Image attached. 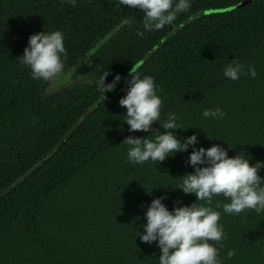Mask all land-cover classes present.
Here are the masks:
<instances>
[{
    "label": "trees",
    "instance_id": "obj_1",
    "mask_svg": "<svg viewBox=\"0 0 264 264\" xmlns=\"http://www.w3.org/2000/svg\"><path fill=\"white\" fill-rule=\"evenodd\" d=\"M141 16L118 0H0V264H158L159 248L137 229L153 198L166 196L169 210L196 201L178 189L194 171L192 147L133 165L121 143L152 139L168 113L186 129L178 139L198 136L196 148L220 144L229 157L264 161V0H192L172 25L143 37ZM44 30L64 33L65 69L86 55L83 85L45 94L47 83L19 63L29 36ZM233 59L257 76L223 77ZM131 70L151 76L162 100L148 133H130L118 104ZM104 71L106 83L121 76L105 100L95 84ZM216 107L223 119L202 117ZM218 201L227 202L214 196L205 206L221 213L227 239L209 243L222 264H264V212L225 214Z\"/></svg>",
    "mask_w": 264,
    "mask_h": 264
},
{
    "label": "clouds",
    "instance_id": "obj_2",
    "mask_svg": "<svg viewBox=\"0 0 264 264\" xmlns=\"http://www.w3.org/2000/svg\"><path fill=\"white\" fill-rule=\"evenodd\" d=\"M67 2L75 7L77 0ZM118 4L139 9L143 30L137 29L136 34L143 37L145 33L172 25L178 16L189 12L192 0H118ZM122 23L128 24L129 21L125 19ZM66 59L64 33L60 30L31 34L23 55L17 58L30 70L33 80L45 83L62 75ZM222 74L226 79L236 81L241 76L255 78L257 71L251 65L245 70V65L233 59L225 65ZM108 75L109 72L104 71L95 82L103 100L106 99L105 93L113 91L121 80L120 74H116L111 82L106 83ZM129 76L126 94L118 101L126 109L123 122L128 125L130 133H148L152 124L160 121L162 100L157 95L159 89L151 76L141 77L132 70ZM201 115L215 120L223 119L226 113L216 107L204 109ZM159 125L163 131L151 132L152 139L148 138L149 135L125 137L121 144L128 146L127 161L133 165L147 161L159 164L168 157L186 152L191 146L187 163L194 171L181 177L178 189L184 194H194L196 201L190 205H179L177 201L169 210L163 203L166 196L153 198L144 212L143 232L137 229L136 236L141 242L156 243L161 253L158 264H222L216 246L227 239L224 227L219 223L221 213L205 205H211L214 196H222L227 202L221 205L218 201L216 207H222L225 214L238 215L245 210H254L258 214L264 212V176L259 175L264 169V161L257 160L252 164L246 156L229 157L220 144L196 148L199 143L196 134L178 139L176 131L186 129L180 127L175 113H168ZM151 191L146 192L151 195ZM198 201L204 204H198ZM234 255V249L227 252L229 259Z\"/></svg>",
    "mask_w": 264,
    "mask_h": 264
},
{
    "label": "rangeland",
    "instance_id": "obj_3",
    "mask_svg": "<svg viewBox=\"0 0 264 264\" xmlns=\"http://www.w3.org/2000/svg\"><path fill=\"white\" fill-rule=\"evenodd\" d=\"M88 54L89 53H87V56ZM85 59H86V55L83 58H81L79 62L75 63L72 66H68L57 80L47 83L44 93L49 94L69 84H78V85L82 84L83 85V83L86 82L87 75L86 77L85 76L81 77L77 75V71L79 69L80 64ZM87 80H88V77H87Z\"/></svg>",
    "mask_w": 264,
    "mask_h": 264
}]
</instances>
